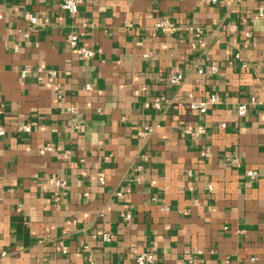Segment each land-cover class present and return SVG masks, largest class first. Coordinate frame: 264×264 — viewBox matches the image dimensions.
Returning <instances> with one entry per match:
<instances>
[{
  "label": "crops",
  "instance_id": "obj_1",
  "mask_svg": "<svg viewBox=\"0 0 264 264\" xmlns=\"http://www.w3.org/2000/svg\"><path fill=\"white\" fill-rule=\"evenodd\" d=\"M63 1L0 0V264H264V0Z\"/></svg>",
  "mask_w": 264,
  "mask_h": 264
},
{
  "label": "built area",
  "instance_id": "obj_2",
  "mask_svg": "<svg viewBox=\"0 0 264 264\" xmlns=\"http://www.w3.org/2000/svg\"><path fill=\"white\" fill-rule=\"evenodd\" d=\"M206 3H213L216 4L218 0H204ZM82 4L81 0H64L63 3L61 4L60 8L62 11L68 13L71 17H75L79 14V7ZM258 17L259 18H264V10L261 9L258 12ZM27 21L31 24V26L36 25V19L27 14L26 16ZM156 28L164 33H174L176 32L179 27H177L175 24H173L171 21H169L168 19H164L162 21H160L159 23H157ZM189 31H196L199 32V29H195V28H190ZM246 38H251V34L249 32H247L245 34ZM81 41V37L79 34H77L76 32H70L67 36H66V44L69 46V48L71 50H75L78 51L81 55V57L85 60V61H89L91 60L94 56H95V52L93 50L84 48L83 46L81 47L80 44ZM193 48H195V46H193ZM147 57V56H146ZM237 59H239V56H235ZM210 71L212 74H217L218 73V69L216 67H212L210 68ZM26 74L27 71H24L21 75V77L24 79L26 78ZM50 76L52 77H56V73L55 72H50L49 73ZM198 74L203 75L204 74V70L200 69L198 70ZM169 84L171 86H180L184 81H185V77L182 74H171L169 76ZM93 89V86L88 84L85 86V90L86 91H91ZM220 98L218 96V94H213L211 96H209L207 99L200 101V102H194L191 103L189 105V110L191 112H197L201 115H205L208 111V109L210 107L213 106H218L220 104ZM250 105H256V100L255 98L250 100ZM153 107L156 109H159L161 107V102L159 99H157L155 101V103L153 104ZM145 108H151L150 105L146 104ZM77 113V109L73 106L69 107L68 109H66V114L69 116L75 115ZM248 113V104H242L239 105L237 107V116L238 118H245L247 116ZM222 128H225V125H221ZM77 130L79 129V127L76 128ZM20 132L26 133V134H31L32 129L30 125H26L23 127L19 128ZM186 134H190L192 137L199 139L203 136L206 135V129L204 126L201 125H196L193 128H188L186 131ZM153 133V129L151 128H146L144 133L142 134V136L144 137H148ZM5 130L3 128L0 127V137H4L5 136ZM46 151H51L52 148L50 146H47ZM233 163L236 165H238V161L234 160ZM247 177L249 179V182L251 183H256L259 179V174L255 171H250L247 173ZM99 183L101 185H104L105 183V177L103 174H101L99 176L98 179ZM49 185L51 188H63L65 187V183L62 181H58V180H50L49 181ZM209 190H212V187H209ZM120 196V194H119ZM165 211H168V209L166 208ZM112 240V236L109 234H105L103 236V241L104 242H111ZM60 248L62 250L63 255H67L68 250L65 247V245L63 244V242H60ZM5 256V254H2L0 256V260ZM155 263V256L153 254V252H151L150 250H147L141 254H139L136 258H135V264H154ZM88 264H95V261L92 259V257L88 258Z\"/></svg>",
  "mask_w": 264,
  "mask_h": 264
}]
</instances>
